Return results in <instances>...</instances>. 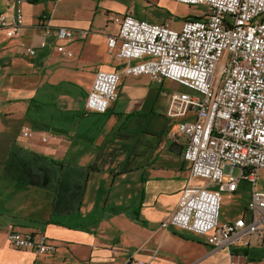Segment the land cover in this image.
<instances>
[{
  "label": "crops",
  "instance_id": "crops-1",
  "mask_svg": "<svg viewBox=\"0 0 264 264\" xmlns=\"http://www.w3.org/2000/svg\"><path fill=\"white\" fill-rule=\"evenodd\" d=\"M32 1L0 0V12L20 8L23 17L19 36L0 32V264H228L226 249L160 228L195 188L207 185L188 183L183 145L168 137L176 131L163 115L173 83L122 77L105 115L85 113L95 72L120 65L107 54L105 38L117 29L107 15L129 10L137 18L134 5ZM43 17L52 28L89 31L67 45L73 57L57 54L53 36L46 49L26 54L42 40ZM176 17L174 29L182 22ZM244 212L245 204L237 217ZM9 229L41 231L55 250L35 255L12 248ZM232 252L246 264H264V239Z\"/></svg>",
  "mask_w": 264,
  "mask_h": 264
},
{
  "label": "built area",
  "instance_id": "built-area-1",
  "mask_svg": "<svg viewBox=\"0 0 264 264\" xmlns=\"http://www.w3.org/2000/svg\"><path fill=\"white\" fill-rule=\"evenodd\" d=\"M193 7L203 5L202 15L185 18L178 29L176 16L154 24L139 20L128 10L109 13L116 32L105 38L107 54L119 68L97 70L84 101L87 114L105 115L118 95L122 77L145 76L162 85L164 80L184 90L168 95L163 112L174 121L173 143L183 145L182 161L188 166V183L207 182L195 188L160 228L170 227L203 238L212 250H227L228 264H246L232 250L264 239V188L257 173L264 170V0H171ZM22 12H0V32L11 39L23 27ZM40 19L42 40L28 48H52L64 58L73 57L68 44L84 39L89 31L52 28ZM238 169V176L232 171ZM242 180L251 183L244 214L220 222L223 197L233 198ZM7 244L35 255L52 254L55 246L41 231L21 233L9 229ZM33 264H37L34 263Z\"/></svg>",
  "mask_w": 264,
  "mask_h": 264
},
{
  "label": "rangeland",
  "instance_id": "rangeland-1",
  "mask_svg": "<svg viewBox=\"0 0 264 264\" xmlns=\"http://www.w3.org/2000/svg\"><path fill=\"white\" fill-rule=\"evenodd\" d=\"M131 4L134 5L137 18L139 20L148 21L150 23L158 24L170 19L172 12L175 16H180L179 21L187 17H195L202 15L207 11V7L203 5H196L189 7L187 5H180L171 0H130ZM177 18V17H176ZM178 21L175 19V22ZM4 37V36H3ZM6 41V38H3ZM169 91H182L184 90L178 84L173 83L169 88ZM185 91V90H184ZM234 176H238V169L232 171ZM257 185L264 188V170H260L257 173ZM251 183L242 180L238 186L239 196H228L223 197V202L220 206V218L219 221L232 220L237 217L240 209L249 199V193Z\"/></svg>",
  "mask_w": 264,
  "mask_h": 264
},
{
  "label": "trees",
  "instance_id": "trees-1",
  "mask_svg": "<svg viewBox=\"0 0 264 264\" xmlns=\"http://www.w3.org/2000/svg\"><path fill=\"white\" fill-rule=\"evenodd\" d=\"M28 2H34V1H32V0H27ZM187 17V16H186ZM187 18H190V17H187ZM238 252H240L241 254H243V256H247V250H240V251H238ZM235 253H237L236 251H235ZM250 261H252V259L250 260Z\"/></svg>",
  "mask_w": 264,
  "mask_h": 264
}]
</instances>
